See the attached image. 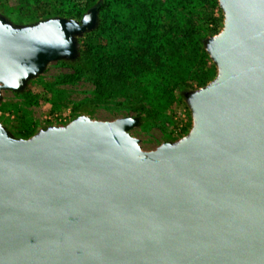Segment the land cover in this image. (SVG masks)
I'll return each instance as SVG.
<instances>
[{"label":"water","instance_id":"1","mask_svg":"<svg viewBox=\"0 0 264 264\" xmlns=\"http://www.w3.org/2000/svg\"><path fill=\"white\" fill-rule=\"evenodd\" d=\"M217 78L184 92L194 125L143 151L133 116L79 117L28 139L0 124V264H264V0H219ZM0 15L2 91L74 60L97 27Z\"/></svg>","mask_w":264,"mask_h":264},{"label":"rangeland","instance_id":"2","mask_svg":"<svg viewBox=\"0 0 264 264\" xmlns=\"http://www.w3.org/2000/svg\"><path fill=\"white\" fill-rule=\"evenodd\" d=\"M59 1L0 0V15L15 25L33 24L56 16L80 20L101 0L96 2L94 0H72L69 1L70 4L66 1L67 5ZM121 2L124 3L122 0ZM90 3L89 8L84 10V6ZM199 3L196 7L198 12L196 28L197 33L205 37L203 38L205 41L222 32L225 13L219 0H201ZM74 5L75 8L84 10L80 17L63 16L57 12L58 9H72ZM219 22L220 31L210 35L216 23ZM96 28L93 30L95 31ZM86 34L78 37L79 49L80 41L85 38ZM130 40L133 41V38L131 37ZM204 41L200 44L207 57L205 55L198 57L196 67L192 72L185 73L186 70L182 71V69L173 70L182 75V78L185 77V86L180 83V85L170 84L167 88H161L160 84H156L155 68L148 67L145 70L138 59L137 64L142 72L132 78L131 86H128L130 83H125L122 85L125 88L113 89V92L109 93V90L101 88L103 82L99 88L96 87L97 72H94L91 66H83L85 70L78 79L65 82L63 81L64 75L73 73L71 61L50 62L43 73L28 81L24 90L20 92L2 91L0 124L13 137L28 139L42 129L65 127L79 117L112 121L121 117L133 116L139 119V125L131 129L129 133L139 140L143 151H152L166 142H178L190 134L194 125L193 114L184 92L195 91L209 85L219 73ZM105 42L106 39H101V36L92 35L91 44L100 50L98 57L104 55V50L100 46ZM117 71L119 70L116 66L112 73L115 74ZM202 72L209 75L204 85L197 86L195 82H190V77Z\"/></svg>","mask_w":264,"mask_h":264},{"label":"trees","instance_id":"3","mask_svg":"<svg viewBox=\"0 0 264 264\" xmlns=\"http://www.w3.org/2000/svg\"><path fill=\"white\" fill-rule=\"evenodd\" d=\"M66 1L72 0H60L59 3L67 5ZM122 1L124 3L121 0H101L94 5L100 24L95 31L85 33V38L80 41L78 57L71 60L73 73L64 75L63 81L78 79L85 70L83 66H91L97 72L96 87L99 88L103 82L101 88L112 93L113 89L125 88L122 87L125 83H130L128 86H131L132 78L142 72L137 64L139 59L145 70L148 67L155 68L156 84H160L161 88L180 83L185 86V77L182 78V75L173 70L192 72L197 58L205 55L200 44L205 37L197 33L196 28V7L201 0ZM90 5L91 3L85 5L84 10ZM84 10L77 9L74 5L72 9H58L57 12L63 16L80 17ZM220 22L216 23L210 35L220 31ZM93 34L106 39L100 46L104 50L102 57H98L100 50L91 44ZM131 37L133 41L130 40ZM152 60L154 62L151 63ZM116 66L119 71L113 74ZM208 79L209 75L202 72L195 73L189 80L201 86Z\"/></svg>","mask_w":264,"mask_h":264}]
</instances>
